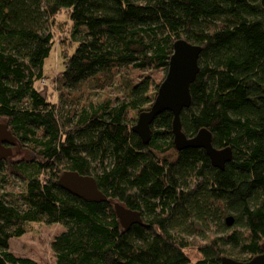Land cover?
<instances>
[{
	"label": "trees",
	"instance_id": "obj_1",
	"mask_svg": "<svg viewBox=\"0 0 264 264\" xmlns=\"http://www.w3.org/2000/svg\"><path fill=\"white\" fill-rule=\"evenodd\" d=\"M62 12L61 95L102 72L138 71L119 74L118 96L75 95L71 107L44 96L37 83ZM176 40L202 47L181 131L205 128L213 147H229L223 169L202 148H175L168 110L148 143L132 131L128 111L149 109ZM0 120L16 147L0 161V264H37L9 249L29 222L63 226L52 264H187L191 247L194 264H222L264 252V0H0ZM69 170L92 176L107 200L60 188ZM115 202L141 223L123 228Z\"/></svg>",
	"mask_w": 264,
	"mask_h": 264
},
{
	"label": "water",
	"instance_id": "obj_2",
	"mask_svg": "<svg viewBox=\"0 0 264 264\" xmlns=\"http://www.w3.org/2000/svg\"><path fill=\"white\" fill-rule=\"evenodd\" d=\"M201 50L200 45L191 44L185 40H176L173 43L168 69L158 86L156 97L149 109L138 114L132 131L141 138L143 143H148L151 137L150 124L153 119L161 111L168 110L173 114L172 134L175 148L177 150L202 148L209 157L211 164L223 169L224 165L231 160L230 148L216 149L213 147L212 135L205 128L199 129L194 136L187 137L181 131L179 121L180 111L190 104L189 87L199 70L198 58ZM14 143L15 141L6 124L0 122V161L12 155L11 146ZM56 183L60 188L85 201L102 202L107 200V197L98 189L95 179L90 175H82L70 170L64 171ZM114 208L123 228H128L134 223H141L137 211L126 208L118 202L114 203ZM225 223L230 226L233 223L232 217H227ZM221 261L222 264H264V252L247 261L228 257H223Z\"/></svg>",
	"mask_w": 264,
	"mask_h": 264
},
{
	"label": "rangeland",
	"instance_id": "obj_3",
	"mask_svg": "<svg viewBox=\"0 0 264 264\" xmlns=\"http://www.w3.org/2000/svg\"><path fill=\"white\" fill-rule=\"evenodd\" d=\"M55 34L53 48L45 59L44 63V78L39 80L37 85L42 89L43 94L52 101H57L58 97H63L65 102L63 104L66 107L73 105L72 99L75 95H79L80 100H96L103 99L105 97H115L119 95L118 80L117 77L120 73L132 76L136 79L138 71H134L126 68L127 70H112L111 72H102L96 77L78 84L75 87L77 93L71 94L73 91H69L67 95H61V86H57V83L53 81V77L61 68V60L63 54L71 49V42L69 41L68 32L70 30V23L67 13H60L56 17L55 21ZM67 50V51H66ZM160 76L158 73L157 77ZM120 77V76H119ZM118 77V78H119ZM70 97V98H68ZM138 114L133 111H128L127 117L134 119L136 122ZM1 121V120H0ZM16 148V147H15ZM13 150H16V149ZM12 150V151H13ZM21 154L16 157L25 156L26 152L21 151ZM15 156L12 160L16 159ZM63 230L61 224H49L38 222H29L26 227V231L23 235L12 238L9 241V249L18 257H27L37 262V264H52L54 262V253L51 248V241L60 231ZM200 240V238H197ZM195 241L194 243H197ZM187 254L190 258V262L187 264H194V261L199 258V253L196 247H191L187 250Z\"/></svg>",
	"mask_w": 264,
	"mask_h": 264
}]
</instances>
